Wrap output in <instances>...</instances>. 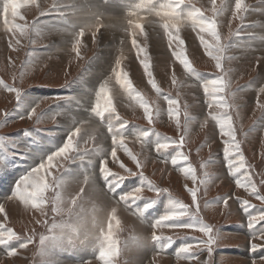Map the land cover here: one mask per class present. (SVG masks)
Masks as SVG:
<instances>
[{"label":"rangeland","instance_id":"rangeland-1","mask_svg":"<svg viewBox=\"0 0 264 264\" xmlns=\"http://www.w3.org/2000/svg\"><path fill=\"white\" fill-rule=\"evenodd\" d=\"M139 1L137 2L140 3ZM111 2L112 0H36L39 8L36 5L21 8L23 19L13 18L9 12V24L5 25L3 0H0V81L20 89L19 97H16L15 93L9 92L0 84V205L5 209L0 213V225L11 228L21 237L35 231L33 243L26 249L19 248V243L24 242L23 240L9 243V248L17 249L15 256H8L6 247L2 248L4 245H0V264H101L96 259L100 244L94 236L80 233L61 237L58 231L51 230V223L60 221L58 215L50 211V206L47 208V215L42 217L38 211L26 207L18 199L9 198L12 197L13 187L18 179L61 147L68 135L75 127L81 126V123V134L75 139L79 140L81 149L87 147L88 150L84 159L77 158L64 164L61 178L66 182L67 192L74 194L80 189L78 183L87 176L88 185H84L87 191L85 199H91L96 208L103 206L110 211L111 207H117L119 225L115 221L113 224L114 238L121 249L116 258L119 264H202L204 261L207 264H264V235H261L264 232V221H257L253 225L255 230L248 227L249 215L264 211V201L252 195L250 189L236 183L237 180L241 184L246 183V168L258 194L264 196V184L261 183L264 181V111L260 107L264 105V93L260 92L264 87V0H244L247 11L243 20L233 16L235 0H224V11L217 18L221 39L223 41L227 38L230 45L225 53L224 67L227 78L231 81L232 97L229 103H234L237 107L228 109V112L232 116L245 160V168H240L234 174H230L223 151V141L227 137H222L216 121L209 116L210 109L202 82L213 79L220 73L215 68V61L200 44L197 36L199 29L194 30L190 19L179 27L185 55L197 70L189 74L172 55L168 39L166 35L163 36V21L160 17L150 14L146 9H135L133 3H130L132 7L127 8L121 4L111 6ZM165 2L166 0L158 1L159 4ZM216 3L219 4L220 0H216ZM54 4L56 6L52 8ZM191 5L201 9L205 15H212L210 0H190ZM132 11H138L139 17L143 18L138 22L144 25L147 39L138 29L135 39L138 45L147 47L152 76L160 89L159 94L149 84V78L137 58V51L132 46L133 37L126 31L128 19L137 20V17L129 16ZM187 11L186 9L185 15ZM108 13L111 16L109 19L106 18ZM78 14L84 15L83 18L76 16L82 20L84 27L94 25L98 19L101 23L98 28L85 30L86 33L79 38V56L72 50V44L74 34L82 26L80 24L78 27L79 25L70 22ZM13 22L27 24V35L21 36L19 31L10 30ZM117 25L118 30L114 32L112 29ZM201 35L205 40L212 41L209 34ZM111 36L112 41H115L114 51L120 56L112 53L104 60H97V55L103 54V48L112 42L108 39ZM122 43L127 45L125 49ZM161 44L165 51L168 50L167 55L162 54ZM172 47L175 48V44ZM118 59L119 66L114 64ZM107 64L112 65L106 70ZM95 68L98 69L96 74ZM112 68L127 73L135 92L130 95L121 87ZM109 72L115 75V80L107 78L105 73ZM105 83L116 115L120 118H113L112 126L118 128L126 122L125 145L138 156L142 169L137 168L123 149L117 150V159L113 160L110 155L112 135L108 132V114L105 113L101 119L91 111L96 102L94 95L99 86ZM137 94L150 107L159 109V114L152 111L151 123L145 117L140 101L133 99ZM166 97L177 100L178 114L169 116ZM34 108L37 112L29 117ZM83 108L89 112L83 114ZM211 111L218 109L214 107ZM142 132L148 133L143 141L139 139ZM90 135L96 137L94 141L89 139ZM85 140L88 141L87 145ZM165 142L170 144L169 148L157 152L155 144ZM173 157L177 159L175 165L171 162ZM101 159L106 160L107 167L113 173L121 176L128 177L125 169L134 173L143 171L147 181L166 191L158 195L145 186L142 199L137 200L131 208L123 204L117 205L119 193L140 186L145 182L144 178L137 175L128 177L115 190L117 195L113 196L100 173ZM232 159L234 162L237 160L235 156ZM121 164L124 165L123 168L120 167ZM235 166L239 167V164L236 163ZM188 167L193 169L192 174H185L183 171ZM59 172V168L52 169L53 174ZM205 179L208 181L206 184L202 183ZM191 188L198 190V215L217 234L211 256L206 248L192 258L176 254L186 243L192 245V252H196L200 240L207 239L198 230L199 225L180 229L151 227L168 210L169 202L174 198L193 206L192 196L188 191ZM47 195H51V192ZM153 198L155 200L151 201ZM244 201L252 206L248 213L243 211ZM146 202H151V207L140 217L135 215V210ZM91 207L89 205L88 208ZM37 220L41 223H37ZM190 221L194 222L195 217L182 218L180 222ZM103 222L106 230L107 214ZM153 231L158 236L173 239L153 240ZM41 234L45 236L42 244L39 241ZM54 234L58 237L55 240L52 239ZM254 244L257 245L256 249L252 248ZM145 247H152L153 251L147 254Z\"/></svg>","mask_w":264,"mask_h":264},{"label":"snow or ice","instance_id":"snow-or-ice-1","mask_svg":"<svg viewBox=\"0 0 264 264\" xmlns=\"http://www.w3.org/2000/svg\"><path fill=\"white\" fill-rule=\"evenodd\" d=\"M211 2V16L205 15L201 9L196 8L195 5L190 6V0H166L165 3L159 4L158 0H140V3L134 5V8L137 10H147L150 14H155L160 17L163 21L161 27L164 30V33L168 39L169 48L172 49V55L179 60L180 64L183 65L186 72L189 74L197 71L192 67L191 62L185 55L184 51V40L180 38L179 35V27L182 23H184L187 19L191 20L194 30L199 29L197 32V36L200 40V44L205 49L206 54L211 57L212 60L215 61V68L218 70L220 74L216 75L213 79L204 80L202 82V87L205 93V97L207 98L206 102L210 109L209 116L216 121L218 128L220 129L222 137H227L224 142V156L227 161V166L230 169V174H234L239 171L240 168H245V160L243 154L240 149V141L237 140L236 137V129L233 126L232 116L229 114L228 109L236 108L237 106L234 103H229V99L232 97V91L230 88L231 81L227 78V72L224 67L225 53L229 48V44L227 42V38H224L222 41L221 36L218 32V17H220L224 11V0H220V3L217 4L216 0H210ZM28 5H36L39 8V5L36 4V0H3V15H4V24H9L8 14L11 13L13 18L23 17L20 14V9L24 8ZM56 5L54 4L52 8ZM188 10L185 15V10ZM247 11V6L244 4V0H235L233 16L243 20L244 13ZM130 17H137V20L129 18L127 21L128 27L126 31L133 37L132 38V46L137 51V58L139 63L142 65L144 69L145 75L149 78L148 82L151 86L157 91L159 94L160 89L157 86L151 71L150 58L147 55V47L140 46L137 44V40L135 39L136 30H139L141 35H144L147 39V34L144 31V25L139 21V19H143L139 17L138 11H132L129 13ZM101 25L99 19L94 25H87L86 27L81 28L74 34V42L72 44V50L76 52V55L80 54V37L84 35L85 30L91 29L92 27H99ZM19 31L21 36L27 35V24H16L12 23V29ZM14 31V35H15ZM202 33H207L212 37V41H207L204 39ZM93 37L95 39V33H93ZM19 43V40L16 41ZM175 44V48L172 46ZM11 46V45H10ZM117 66L120 64V60L116 61ZM113 72L116 75L117 82L124 87L126 91L131 95L132 92H135L131 82L127 78V73L121 71H117L116 68H113ZM175 83V81H174ZM0 84H3L5 88L9 92L15 93L16 97H19L20 89L4 82L0 81ZM260 92L264 93V87L260 89ZM108 87L105 84H101L99 89L96 91V102L92 107L91 111L101 119L104 118L105 113L108 114V132L112 135V151L110 153L111 157L115 161L117 159V150L123 149V151L136 163L138 169H142L143 165L141 164L138 156L134 154L131 150L127 148L125 145V135L124 128L126 126V122L120 124L118 128H114L112 126L113 118L119 120V116L116 115L115 107L113 106L112 99L109 96ZM133 99L140 101V106L144 110L145 117L151 123L152 120V111H156L159 114L158 108L150 107L149 103L143 99L139 94L133 97ZM168 103V113L169 116H173L174 114H178V102L176 99L167 98ZM218 109V111H211L213 108ZM262 111H264V105H260ZM37 112V109L34 108L32 112L29 113V117H32ZM177 125L179 126V120L177 119ZM83 127V123L81 126L75 127V130L72 131L63 145L52 151L50 154L44 158L39 165L34 168H31L28 172L23 174L16 184L13 187L12 197L18 199L21 203L26 206H30L40 213V215H47V208L50 206V211L57 215H63V209L65 204L69 199L72 200V208L68 211L67 215L69 217L68 220H61L59 223H51V230L58 231L60 236L67 234L71 237L74 234H89L94 236L99 241V251L96 259L101 262V264H119V261L116 259L121 252V249L118 247L119 242L114 238V224L118 226L119 220L117 219V207H111L110 211L107 213V229L104 228V222H98L96 213L97 208L95 204L92 205L91 208H82L80 207V202L87 195L86 188L84 185H88V177L85 176L83 181L79 182L80 189L76 193H69L65 188V180L61 178V173L64 172V164L69 160H75L77 158L84 159L85 154L88 150L87 147L81 149L79 146V140L75 139L78 135L81 134V129ZM148 136L147 132H142L140 134L139 139L143 141L144 138ZM119 137V139L117 138ZM95 136H89V139L95 140ZM183 142V137H181V143ZM88 141L85 140V145H87ZM175 143V141H172ZM170 146L169 143H157L155 144V148L157 152H161L162 150L168 149ZM179 147V145H177ZM95 149V147H93ZM178 155H182L178 153ZM235 156L237 160L234 162L232 157ZM62 158V162L61 161ZM186 160L187 157H184ZM172 164L175 165L177 163V159L175 157L172 158ZM238 163L239 167H236L235 164ZM121 168L124 167L123 164L120 165ZM53 168H59L60 172L57 174L52 173ZM128 173V177L133 175L140 176L144 178V183L140 184V186H136L131 188L128 191H122L118 195L117 205L123 204L132 207L133 204L137 200L142 199L143 188L146 186L149 190H154L158 195L162 191L160 188H156L152 185L150 181H147L144 177L143 171L132 172L129 169H125ZM185 174H192L193 169L188 167L187 169H183ZM100 173L102 177L107 182L110 191L113 192V196H116V189L120 187L121 183L127 179L128 177L121 176L118 173H113L108 167L106 160H100ZM193 180H195V176L193 175ZM245 180L246 183L241 184L240 180H237L236 183L238 186L245 187L246 189H250V193L252 195H256L257 199L264 201V196H260L258 194L257 187L255 183L252 181L251 176L248 174V170L245 168ZM207 179L203 180L202 183H207ZM264 184V181H261ZM192 196V204L193 206L186 205L175 198L169 202L168 210L161 215L156 221H154L151 225L153 229L157 227H171L174 229L180 228H189L199 225V231L202 232L207 239L200 241V246L196 252H192V245L183 244L178 250L177 255L181 257H195L199 254V251H202L206 248L209 255L211 256L213 251V245L216 242L217 234L215 233L212 226L207 225L203 222V220L198 215L199 212V204L197 197V189L191 188L188 189ZM51 192V195H47V193ZM155 200L153 198L151 201ZM243 211L248 213L249 208L252 207L248 204L247 201L243 202ZM151 207V202H146L142 207H138L134 214L139 217ZM5 211L4 206L0 205V213ZM73 217L75 219L73 220ZM195 217L194 222L183 223L180 222L182 218H191ZM257 221H264V211L258 212L257 215H249V224L248 227L253 229V225ZM37 223H41L40 220L36 221ZM46 227L47 224L45 225ZM264 235V232L261 233ZM35 236V231L33 230L31 235H25L23 237L18 236L11 228H5L4 225H0V245H4L6 247V252L8 256L17 255L16 248H9L8 245L12 241H20L24 242L19 243L20 249H26L29 244L33 243V238ZM57 235H53L52 239H57ZM153 240H164L169 241L172 240L173 237H164L163 235H156L155 231L152 234ZM45 236L41 234L39 236V241L41 244L44 242ZM167 247V245H165ZM253 249L257 248V245H252ZM159 255V252L157 253ZM150 264H154V262H150ZM202 264H207V261L202 262Z\"/></svg>","mask_w":264,"mask_h":264},{"label":"bare ground","instance_id":"bare-ground-1","mask_svg":"<svg viewBox=\"0 0 264 264\" xmlns=\"http://www.w3.org/2000/svg\"><path fill=\"white\" fill-rule=\"evenodd\" d=\"M96 1V0H95ZM119 1V0H118ZM138 0H120V2H117V1H115V0H112V2L110 3V5L111 6H116L117 4H121V6H126L127 8H129V6H131L130 5V3H133V5L134 4H137L138 2H137ZM159 1V0H158ZM90 2H91V0H90ZM140 2V1H139ZM93 3H95V2H93ZM96 4V3H95ZM98 6V5H97ZM100 7V6H99ZM132 7V6H131ZM80 10H81V8H79ZM88 9V8H87ZM93 9V8H92ZM96 10V9H95ZM95 10H92V11H95ZM98 10V9H97ZM128 10H131V9H128ZM83 11V10H82ZM110 11V10H109ZM90 12V11H89ZM96 13H98V12H96ZM91 14V13H90ZM78 18H83V14H78V15H75V16H71L72 18L70 19V22L71 23H73L74 25H79L78 27H80V24L82 23V20L81 19H78ZM85 17H86V14H85ZM88 18V17H87ZM106 18L107 19H109V18H111V16L109 15V13H108V15L106 16ZM114 18V17H113ZM116 18V17H115ZM92 19V18H91ZM83 20H85V19H83ZM113 20V19H112ZM94 21V20H93ZM150 21V20H149ZM60 22V21H59ZM95 22V21H94ZM92 23V22H91ZM115 23V22H114ZM60 24H61V22H60ZM88 24V23H87ZM93 24V23H92ZM95 24V23H94ZM150 24V23H149ZM83 24H81V26H82ZM85 25V24H84ZM105 25L106 26H108L109 28H110V25H108V23H105ZM160 25V24H159ZM157 26V25H156ZM84 26H82V28H83ZM112 27V26H111ZM119 27V25H117L116 26V28H114V29H112L114 32H116V30H118L117 28ZM149 28H151V26L149 27ZM66 29V28H65ZM76 29V28H75ZM92 29H93V27H92ZM102 29V28H101ZM148 29V28H147ZM154 29V28H153ZM66 31H68V30H66ZM88 32V31H87ZM123 32V31H122ZM121 32V33H122ZM86 33V32H85ZM108 35H110L108 32H106ZM59 34H62V33H59ZM106 34V35H107ZM159 34V33H158ZM63 35V34H62ZM117 35H118V33H117ZM165 35V33L163 34V36ZM64 36V35H63ZM67 36V35H66ZM115 36V35H114ZM156 37V36H155ZM86 38V37H85ZM151 38V37H150ZM108 39H111V41H112V36H111V38H108ZM139 39V38H138ZM162 39V38H161ZM142 40H143V38H142ZM158 40V39H157ZM58 41V40H57ZM108 41V40H107ZM139 41V40H138ZM102 42V41H101ZM60 43H61V41H60ZM141 43V42H140ZM155 43V42H154ZM162 43H163V41H162ZM63 44V43H62ZM120 45H121V43H119ZM123 45H122V47H124V49H125V47H127V45L126 44H124V43H122ZM159 44V43H158ZM114 45H115V41L113 40L111 43H110V45L108 44L107 46H105L104 48H103V54H99V55H97V60H99V61H101V60H104V59H106V58H108V55L110 56L112 53V55H114V56H116L117 55V57H119L120 56V54L118 53H116L115 51H114V49H115V47H114ZM116 46H117V44H116ZM55 47V46H54ZM120 47V46H119ZM161 47H162V54L164 53V54H166L167 55V52L166 51H168V50H166L165 51V48L163 47V44H161ZM116 55H115V54ZM128 53V52H127ZM163 54V55H164ZM171 56V55H170ZM164 57V56H163ZM162 59V58H161ZM164 59H165V57H164ZM135 61V60H134ZM130 62V61H129ZM91 63H93V62H91ZM239 63V62H238ZM102 64V63H101ZM114 64H116L115 62H114ZM112 64H110V65H106V70H107V68H109L110 66H111ZM98 68H100V67H98ZM110 69V68H109ZM112 70H113V68H112ZM98 71V69L97 68H95V74H96V72ZM111 71V70H110ZM102 73V72H101ZM93 74V73H92ZM103 75V74H102ZM105 75L107 76V78L109 77V79H113V80H115V75L113 76V74L112 73H105ZM145 79V78H144ZM91 80V79H90ZM117 90H119V89H117ZM85 91V90H84ZM93 91V90H92ZM144 91V90H143ZM86 92V91H85ZM87 93V92H86ZM122 93V92H121ZM94 94V93H93ZM122 95H124V94H122ZM95 96V95H94ZM5 98V97H4ZM83 99V98H82ZM84 101H86L85 99H84ZM125 106V105H124ZM140 110V109H139ZM87 112H89V111H87L86 109H84L83 108V114L84 113H86L87 114ZM90 118V117H89ZM88 118V119H89ZM85 120V119H84ZM83 120V121H84ZM94 120V119H93ZM89 123V122H88ZM89 129H91V128H89ZM139 129V128H138ZM136 130V129H135ZM144 131V130H143ZM96 132V131H95ZM98 132V131H97ZM100 132V131H99ZM100 135V134H99ZM19 139V138H18ZM34 156V155H33ZM33 156H30V157H33ZM33 159V158H32ZM167 159V158H166ZM169 160V159H168ZM218 161V160H217ZM13 170V169H12ZM9 171V170H8ZM7 171V173H9ZM6 172V171H5ZM13 172V171H12ZM16 172V171H15ZM14 172V173H15ZM17 177V176H16ZM216 179V178H215ZM218 179V178H217ZM135 183V182H134ZM10 201V200H9ZM10 202H12V201H10ZM9 202V203H10ZM17 203H18V201H17ZM11 204V203H10ZM21 204H23V203H21ZM105 204V203H104ZM24 205V204H23ZM20 206V205H19ZM26 206V205H25ZM10 207V206H9ZM12 207V206H11ZM26 207H30V206H26ZM17 208V207H16ZM19 209V208H18ZM10 210V209H9ZM15 210V209H14ZM25 211V210H24ZM16 213V212H15ZM27 213V212H26ZM25 214V213H24ZM16 217V216H15ZM261 228V227H260ZM237 234V233H236ZM149 240V239H148ZM147 240V241H148ZM201 241V240H200ZM13 242V241H12ZM49 242V241H48ZM146 242V241H145ZM149 242V241H148ZM147 242V243H148ZM144 243V242H143ZM49 244H50V242H49ZM144 244H146V243H144ZM146 245H148V244H146ZM3 247H5V246H2V248ZM79 247V246H78ZM82 248V247H81ZM5 249V248H4ZM79 249V248H78ZM161 249V248H160ZM57 250V249H56ZM145 250L146 251H148V253L147 254H149L151 251H153L152 250V247H145ZM52 252V251H51ZM76 253H77V251H76ZM172 253V252H171ZM174 253V252H173ZM72 254V253H71ZM20 255V254H19ZM90 255V254H89ZM20 257H21V255H20ZM87 257V256H86ZM76 262V261H75ZM10 264V263H9Z\"/></svg>","mask_w":264,"mask_h":264},{"label":"clouds","instance_id":"clouds-1","mask_svg":"<svg viewBox=\"0 0 264 264\" xmlns=\"http://www.w3.org/2000/svg\"><path fill=\"white\" fill-rule=\"evenodd\" d=\"M71 193V192H69ZM93 201L91 199L86 200L85 198L80 202V207L82 208H88L89 205H93ZM72 208V200L69 199L68 202L65 204L64 209H63V215H58L59 221L61 220H68L69 217L67 215L68 211ZM108 213V209L106 207L101 206L100 208H97V221L98 222H103L105 214ZM75 217H73V220Z\"/></svg>","mask_w":264,"mask_h":264},{"label":"trees","instance_id":"trees-1","mask_svg":"<svg viewBox=\"0 0 264 264\" xmlns=\"http://www.w3.org/2000/svg\"><path fill=\"white\" fill-rule=\"evenodd\" d=\"M46 223V222H45Z\"/></svg>","mask_w":264,"mask_h":264}]
</instances>
